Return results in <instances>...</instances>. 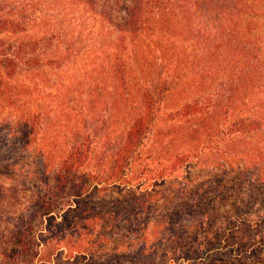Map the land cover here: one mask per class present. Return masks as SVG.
<instances>
[{"label": "trees", "instance_id": "1", "mask_svg": "<svg viewBox=\"0 0 264 264\" xmlns=\"http://www.w3.org/2000/svg\"><path fill=\"white\" fill-rule=\"evenodd\" d=\"M0 264H264V0H0Z\"/></svg>", "mask_w": 264, "mask_h": 264}, {"label": "rangeland", "instance_id": "2", "mask_svg": "<svg viewBox=\"0 0 264 264\" xmlns=\"http://www.w3.org/2000/svg\"><path fill=\"white\" fill-rule=\"evenodd\" d=\"M11 0H7V3L10 4ZM33 3L35 4V7L38 6V8H43V9H48L53 5V3L61 4L64 3V0H32ZM117 0H113V3L116 2ZM110 3H112V0H109ZM40 5V6H39ZM61 10V8H60ZM46 11V10H45ZM48 12V11H47ZM35 14V13H33ZM68 16V14H65ZM61 16V15H60ZM69 16H76V20L70 24V29L73 33H76L74 30L81 31L83 36H86L85 40H87V51L84 52V54H81L76 61L72 64L71 68L69 69L68 72H66V76H71V75H81V85L85 86V89H89L90 93L93 92V89L95 87V80H94V74H97V67L94 66L93 64H84L85 61L87 60H93L90 53H88V50H90L91 47L90 45L95 44L96 42H100V33L103 32V34L107 35L108 32H111V30L106 26V24H102L99 22L96 18H94L92 15H89L88 13H85L82 9H76L71 15ZM48 20V19H47ZM45 20L44 23L48 22ZM50 21V20H49ZM56 21V20H55ZM53 24L52 21H50V26ZM59 27H63V22L62 18L59 23ZM37 28L40 31H45L49 32L51 27L48 26H40L39 24L37 25ZM34 32V29H33ZM35 33V32H34ZM51 33V32H50ZM188 35V34H187ZM112 38L113 36H108V38ZM83 44V43H82ZM85 48V44H83ZM157 54V51L155 52ZM187 69V67L183 68ZM92 73V74H88ZM83 77H86V79H82ZM219 80V79H218ZM76 83V82H74ZM62 90L70 92L69 89L67 88H62ZM47 99L45 100V102Z\"/></svg>", "mask_w": 264, "mask_h": 264}]
</instances>
